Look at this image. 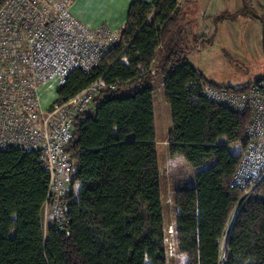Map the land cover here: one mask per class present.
I'll return each mask as SVG.
<instances>
[{
  "label": "trees",
  "instance_id": "1",
  "mask_svg": "<svg viewBox=\"0 0 264 264\" xmlns=\"http://www.w3.org/2000/svg\"><path fill=\"white\" fill-rule=\"evenodd\" d=\"M178 16L174 0H133L119 41L99 66L74 70L56 87L59 102L99 78L117 84L95 97L92 112L72 119L68 235L43 227L48 175L36 156L0 151V264H166L154 111L160 84L171 109L169 155L191 168L211 163L194 174L193 187L174 192L182 264H264V174L234 185L240 155L229 151L251 115L185 91L197 71L175 41ZM207 83L234 93L250 86Z\"/></svg>",
  "mask_w": 264,
  "mask_h": 264
},
{
  "label": "built area",
  "instance_id": "2",
  "mask_svg": "<svg viewBox=\"0 0 264 264\" xmlns=\"http://www.w3.org/2000/svg\"><path fill=\"white\" fill-rule=\"evenodd\" d=\"M177 7L184 0H174ZM71 0H1L0 6V151L19 150L36 156L48 175L42 223L65 229L64 197L72 176L68 144L72 119L92 112L95 97L117 84L97 79L66 101L41 104L42 87H57L74 70L89 72L115 45L120 34L106 27L90 29L70 12ZM192 99L202 97L251 121L240 144V163L233 184L243 187L264 174V77L241 93L218 89L199 73L186 85ZM243 144V146H242Z\"/></svg>",
  "mask_w": 264,
  "mask_h": 264
},
{
  "label": "rangeland",
  "instance_id": "3",
  "mask_svg": "<svg viewBox=\"0 0 264 264\" xmlns=\"http://www.w3.org/2000/svg\"><path fill=\"white\" fill-rule=\"evenodd\" d=\"M243 6L246 7L245 13L237 15ZM176 9L179 16L172 32L176 38L179 34L181 38L179 35L175 41L188 53L198 50L190 57L191 63L202 71L206 79L222 88L229 85L243 88L264 77V46L254 32V26L262 29L257 17H264V0H184ZM224 22L226 24L220 26ZM207 43L213 45L208 47ZM55 89L54 86L40 89L43 109L56 100ZM130 89L132 86L126 84L125 90ZM154 111L166 264H182L174 232V192L178 188L193 187L194 174L211 163L191 168L182 158L169 155L167 140L172 130V117L161 84L154 91ZM229 151L233 155L239 154L235 147H230ZM77 188L75 184V192Z\"/></svg>",
  "mask_w": 264,
  "mask_h": 264
},
{
  "label": "crops",
  "instance_id": "4",
  "mask_svg": "<svg viewBox=\"0 0 264 264\" xmlns=\"http://www.w3.org/2000/svg\"><path fill=\"white\" fill-rule=\"evenodd\" d=\"M132 1L133 0H73L70 5V12L74 18L92 30L102 26L108 28L113 34H120L126 22L127 11ZM141 1L153 3L155 0ZM224 24H226V22L222 23L220 26ZM254 32L259 43H262V29L259 26H254ZM206 45L210 47L213 44L207 43ZM203 49L204 47H201V50ZM196 52H198V50L188 53L186 56V62L192 65L197 73H199L206 82L214 84L206 79L199 68L191 63L192 61L190 57L196 55ZM261 78L262 77L259 79ZM229 86L238 89L234 85ZM230 147H235L238 152L240 151V144L238 142L232 144Z\"/></svg>",
  "mask_w": 264,
  "mask_h": 264
},
{
  "label": "water",
  "instance_id": "5",
  "mask_svg": "<svg viewBox=\"0 0 264 264\" xmlns=\"http://www.w3.org/2000/svg\"><path fill=\"white\" fill-rule=\"evenodd\" d=\"M261 24H262V44L264 46V17L263 18H260L259 16L257 17ZM61 232L63 233L64 232V228L61 230Z\"/></svg>",
  "mask_w": 264,
  "mask_h": 264
}]
</instances>
